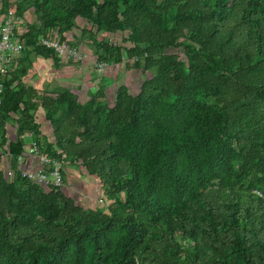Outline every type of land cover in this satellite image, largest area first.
<instances>
[{
    "label": "trees",
    "instance_id": "trees-1",
    "mask_svg": "<svg viewBox=\"0 0 264 264\" xmlns=\"http://www.w3.org/2000/svg\"><path fill=\"white\" fill-rule=\"evenodd\" d=\"M156 1L39 3L47 9V23L85 15L108 29L122 19L138 40L127 49H143L151 63L184 28L199 46L184 43L190 54L186 75L172 66L160 68L153 84L135 96H119L114 107L96 98L81 103L67 92L39 98L59 149L98 174L113 201L107 212L84 208L58 187L44 189L22 172L15 182L0 174V264H264V198L250 186L225 180L235 172L264 188V129L248 135L255 126L237 123L241 104L229 108L234 82L264 97V0H161L162 6ZM148 9L149 21L136 23L134 16ZM37 47L43 56L53 52ZM115 48L121 61V48ZM173 69L175 83L169 81ZM8 85L4 80L5 112L19 107L18 101L7 102ZM252 100L247 96L245 105ZM29 111L24 106L21 115L30 117ZM27 123L24 118L17 139L9 141L15 157L23 152ZM257 137L263 147L248 167L238 166L241 175L234 161L238 144ZM34 141L40 153L53 147L43 146L36 134Z\"/></svg>",
    "mask_w": 264,
    "mask_h": 264
},
{
    "label": "rangeland",
    "instance_id": "rangeland-1",
    "mask_svg": "<svg viewBox=\"0 0 264 264\" xmlns=\"http://www.w3.org/2000/svg\"><path fill=\"white\" fill-rule=\"evenodd\" d=\"M41 1L0 0V25L5 19L11 18L14 31L23 42V49L14 56L10 70L5 76V80L9 83L7 102L18 101L19 107L7 112L0 110V174L6 181L15 182L18 171L22 172L25 167L34 166L37 156L29 151V147L36 134L40 137L43 146L45 142H51L53 147L51 148L50 145L47 149L45 148V153L50 157L48 164L50 169L54 166L59 167L62 179L58 184L49 182L42 185L44 189L56 186L76 204L84 208L107 212V206L113 200L105 194L103 181L98 174L88 172L80 157L59 149L52 125L49 132H46L44 125L42 126V122L48 125L50 121L45 118V109L39 102V98L43 95L53 96L60 92H67L73 100L81 103L96 98L109 107H114L119 96H135L142 91L143 86L153 84L152 79L162 73L160 68L166 69L172 66L181 77L186 75L190 54L184 47V43H190L195 47L199 44L189 37L190 30L184 28L182 35L176 39V43L163 49L164 56L152 55L155 62L151 63L147 60V52L143 49L139 52H129L127 49L134 46L138 40L134 39L131 29L121 21L122 19L114 28L108 27V29L98 26L94 19L85 15H76L68 19L59 16V19L53 23H47L43 18L47 9L39 6ZM156 5L162 6L163 1L157 0ZM122 8L123 6L119 5L118 12ZM92 10L95 12L94 8ZM149 11L148 9L146 14V10H140L134 16V21L136 23L140 20L149 21ZM156 11L159 9L155 8ZM41 36L58 38L70 47H74L75 53H58L52 49L53 52H50L48 56H43L38 52L37 47ZM143 44H139L141 48L145 46ZM115 47L121 48V61L115 59L117 55ZM171 74L173 76L169 81L177 82L178 77L174 69ZM233 84L229 89L230 94H233L230 100V111L236 110V105L241 104L235 115L240 121L239 119L236 121L239 125L247 122L249 124L246 126L253 124L255 127L247 131L248 135L253 136L256 129L259 131L257 127L264 129V97L253 95L252 86L246 92L244 89L249 85L235 82ZM247 96L253 99L250 107L245 105ZM199 98L211 101L207 96L200 95ZM252 105L255 107L253 108ZM24 106L29 107L30 117L21 115ZM24 118L28 120V123L21 135L24 145L21 153L22 162L18 163L15 155L8 152V144L10 140L17 139V128L23 125ZM257 121L260 123L259 126L256 125ZM3 136L7 138L6 141H3ZM243 137L246 139V133ZM260 141L261 137H257L256 142L238 144L241 152L240 156L234 160L237 168L241 165L249 166L248 160L252 159L251 156L254 159L263 147ZM234 143L237 142L234 141ZM50 149L56 150V153L54 154ZM239 171L240 168H238ZM240 174L244 175L242 172ZM48 176L49 179L52 178L50 174ZM225 180L239 181L245 186H250L251 191L264 198V188L257 181L252 183L248 176L237 177V174L233 172ZM119 195L124 198L125 194L120 192ZM182 245L181 249L185 247L184 244ZM177 254L183 258L184 251L180 250Z\"/></svg>",
    "mask_w": 264,
    "mask_h": 264
},
{
    "label": "built area",
    "instance_id": "built-area-1",
    "mask_svg": "<svg viewBox=\"0 0 264 264\" xmlns=\"http://www.w3.org/2000/svg\"><path fill=\"white\" fill-rule=\"evenodd\" d=\"M39 43L43 46L52 48L55 52L74 54L75 48L70 47L64 42L60 41L58 38L41 36L39 38ZM23 49L22 40L16 35L11 18L5 19L0 25V105L3 101L4 92V80L7 72L10 70V64L14 56ZM29 151L37 156V165L35 167L27 168L22 170L29 180L46 185L50 183H60L61 174L58 166H54L50 169L48 162L50 157L46 153H40L37 143L33 140ZM22 154L18 155L17 162H22ZM48 174L52 178H48Z\"/></svg>",
    "mask_w": 264,
    "mask_h": 264
},
{
    "label": "crops",
    "instance_id": "crops-1",
    "mask_svg": "<svg viewBox=\"0 0 264 264\" xmlns=\"http://www.w3.org/2000/svg\"><path fill=\"white\" fill-rule=\"evenodd\" d=\"M43 121V120H42ZM45 121V120H44ZM49 123V122H48ZM45 126V129H46V132H49L50 131V129H51V124L49 123L48 125L47 124H43V122H42V126ZM37 165V160H34V166H32V167H35Z\"/></svg>",
    "mask_w": 264,
    "mask_h": 264
}]
</instances>
